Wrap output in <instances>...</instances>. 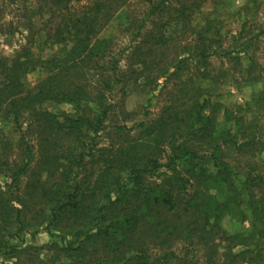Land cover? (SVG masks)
<instances>
[{"label": "trees", "instance_id": "obj_1", "mask_svg": "<svg viewBox=\"0 0 264 264\" xmlns=\"http://www.w3.org/2000/svg\"><path fill=\"white\" fill-rule=\"evenodd\" d=\"M134 1L13 0L9 35L24 44L0 54L13 129L0 139V264H264V92L237 108L210 93L264 78V30L248 16L227 30L210 0ZM116 19L120 34L101 38ZM132 94L143 114L126 109ZM227 216L251 230L228 232Z\"/></svg>", "mask_w": 264, "mask_h": 264}, {"label": "rangeland", "instance_id": "obj_2", "mask_svg": "<svg viewBox=\"0 0 264 264\" xmlns=\"http://www.w3.org/2000/svg\"><path fill=\"white\" fill-rule=\"evenodd\" d=\"M147 0H135L133 3V8H143ZM215 2L216 13L214 16H219L226 19V29H233L234 31L238 30L241 25L245 22L248 16L250 19L249 26L252 27L254 33L264 30V0H210V2ZM13 0H5L4 4L6 5V13H3L2 22L4 26H0V30L3 29L0 33V54L3 56H13L17 50L24 44L22 35L20 32H17L14 35H9V23L16 22V18L19 14L17 11L16 3H12ZM17 2V1H16ZM20 2V3H19ZM24 1H18V5H22ZM209 3V2H208ZM245 6L249 9L248 15L245 11ZM207 11L211 10L210 6L207 5ZM15 20V21H14ZM122 21L124 17L122 14ZM119 20H114L106 30L101 34V38H108L111 36L119 35ZM15 25H17L15 23ZM126 41V40H124ZM256 59L258 63L264 68V35L260 37L256 45ZM220 66V63H217ZM264 74V73H263ZM264 76V75H263ZM42 75L39 71L33 72L28 75L26 81L29 85H34L37 83L38 79ZM264 92V78L259 81H250L245 82L241 81L238 75L231 78L228 77V80L224 85L219 87H211L210 93L215 101L220 102L224 107L228 108H237L239 106H244L249 104L254 97L259 93ZM145 97L132 94L126 100V109L129 111H137L140 114H143L144 108L148 106ZM153 107L149 108V112L152 116L156 115L158 109L160 108V102L156 101ZM69 107L61 106L59 109L68 110ZM12 127L0 119V139L10 138L12 135ZM264 159V153L261 156ZM235 155L230 154V160L232 165L235 168V171L238 173L235 162L233 161ZM238 175H241L238 174ZM252 222L239 223L235 216H227L222 221V226L225 230L231 233L237 232H247L251 230ZM48 241V236L42 234L38 239L37 243H45ZM264 245V242H263ZM1 262V261H0Z\"/></svg>", "mask_w": 264, "mask_h": 264}]
</instances>
